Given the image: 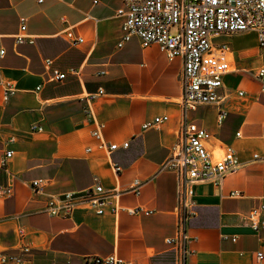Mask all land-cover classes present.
Segmentation results:
<instances>
[{
	"label": "crops",
	"instance_id": "1",
	"mask_svg": "<svg viewBox=\"0 0 264 264\" xmlns=\"http://www.w3.org/2000/svg\"><path fill=\"white\" fill-rule=\"evenodd\" d=\"M121 5L122 0H0V45L6 50L0 59V252L19 253L17 229L24 228L32 249L21 254L23 264H84L87 256L108 254L134 264H174L165 239L175 236L176 180L159 167L183 121V62L169 59L155 43L142 47L136 37L118 45L121 20L115 13ZM21 17L28 36L16 43ZM65 29L83 42L72 45ZM234 36L216 39L229 44L233 68L223 76L220 102L187 116L211 134V150L232 146L240 167L220 188L208 182L195 186V214L187 222L193 253L187 264H264V227L253 231L243 221L264 197V92L254 77L264 54L257 40L242 45ZM54 68L66 77L51 81ZM6 82L17 89L8 98ZM100 88L103 94L87 99ZM221 108L227 116L218 125ZM164 114L166 122L142 128ZM98 121L105 123V141H128V147L96 149L92 130ZM9 149L13 154L6 158ZM113 163L121 166L119 174ZM35 179L43 181L41 191L32 186ZM134 179L143 182L138 193L130 190ZM95 182L119 190L116 202L123 208L153 211L97 215L77 208L64 216L45 211L50 196ZM5 187L12 192L3 194ZM233 190L240 194L231 196Z\"/></svg>",
	"mask_w": 264,
	"mask_h": 264
},
{
	"label": "built area",
	"instance_id": "2",
	"mask_svg": "<svg viewBox=\"0 0 264 264\" xmlns=\"http://www.w3.org/2000/svg\"><path fill=\"white\" fill-rule=\"evenodd\" d=\"M42 1V0H39ZM115 15L120 21V37L118 45L136 37L142 47L153 43L166 54L169 59L180 57L183 62L180 80L182 94L180 104L183 109V121L177 133L176 142L170 147L168 157L161 163L159 170L173 173L176 180L175 236L165 239L174 251V264H187L193 253L190 243L194 240L187 232V222L195 214L196 191L198 183H211L221 187L225 177L236 172L240 161L235 149L227 144H220L211 150V134L204 127L189 120L187 113L195 111L201 105L217 104L221 100L220 89L223 86L224 74L233 71L230 46L226 41H216L227 35L254 31L256 32L257 47L264 54V0H122V5ZM64 20V18H61ZM18 33L14 35L16 43L26 41V18H20ZM66 39L72 44L83 42V37L72 29L63 31ZM6 50L0 45V59ZM45 63L49 65L50 59ZM70 72L77 73V69L70 68ZM66 72L56 68L50 71L51 81H61ZM254 77L260 81L261 91L264 92V66L254 72ZM37 86L36 89H40ZM15 84H4V98H8L16 91ZM104 91L100 88L96 93L87 95L88 100H94ZM239 94H243L240 91ZM88 107V114L91 109ZM227 116V111L221 108L216 121L220 125ZM169 119V115H156L142 124L143 129L158 127ZM105 123L98 121L92 130L96 139V149L111 152L118 147L127 148L128 141L122 144L109 143L102 138ZM41 129V127H38ZM10 141H14L13 138ZM92 147H87L90 152ZM13 150L9 149L5 157H11ZM259 155L253 154L257 159ZM116 174L121 166L113 163ZM36 191H41L43 181L35 179L31 182ZM143 182L134 179L131 191L138 193ZM3 194H10L11 187L1 190ZM119 190L106 189L100 182L79 192H66L62 195L50 196L45 205L49 215H68L77 208L90 209L97 215L106 212L117 213L121 207L116 199ZM239 191H231V196L239 195ZM127 212L150 213L153 210L144 206L126 208ZM253 231L264 227V197L260 203L251 208L244 216ZM19 238V253L0 252L1 263L23 264L22 253L31 252L32 247L26 243V231L17 229ZM258 258L262 252L257 253ZM84 264H134L115 254L105 256L91 255L85 258Z\"/></svg>",
	"mask_w": 264,
	"mask_h": 264
},
{
	"label": "rangeland",
	"instance_id": "3",
	"mask_svg": "<svg viewBox=\"0 0 264 264\" xmlns=\"http://www.w3.org/2000/svg\"><path fill=\"white\" fill-rule=\"evenodd\" d=\"M220 39H225V38L222 37ZM220 39H218V40H220ZM233 39L234 40L236 39L237 42H239L242 45H252L256 40V32H254V31L240 32V34H237V35L235 34ZM231 40H229V41L231 42Z\"/></svg>",
	"mask_w": 264,
	"mask_h": 264
}]
</instances>
